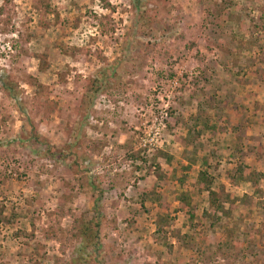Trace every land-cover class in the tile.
Instances as JSON below:
<instances>
[{
    "label": "rangeland",
    "instance_id": "1",
    "mask_svg": "<svg viewBox=\"0 0 264 264\" xmlns=\"http://www.w3.org/2000/svg\"><path fill=\"white\" fill-rule=\"evenodd\" d=\"M0 8V264H264V180L256 193L233 179L242 163L264 174V47L240 53L236 42L250 40L264 0ZM93 85L102 89L88 106ZM200 171L238 198L248 241L238 256L217 249L221 232H192L179 210ZM165 214L169 248L155 235ZM93 218L96 247L81 236Z\"/></svg>",
    "mask_w": 264,
    "mask_h": 264
},
{
    "label": "trees",
    "instance_id": "2",
    "mask_svg": "<svg viewBox=\"0 0 264 264\" xmlns=\"http://www.w3.org/2000/svg\"><path fill=\"white\" fill-rule=\"evenodd\" d=\"M101 1L105 2V0ZM2 13L3 9L0 8V14ZM250 30V40L247 41L246 39L241 38L240 40L236 41L240 53L242 50H245V48L251 49L254 46H260L261 48L264 47V18L260 19V23H254V25L251 26ZM261 38L263 41L261 40ZM93 87L96 88L95 92L90 89V93L93 92V95L89 96L88 93L85 95L83 100L88 106L93 105V99L95 98V95L102 89V86L93 85ZM204 130L217 132L219 131V127L216 125H206L203 131ZM44 148L46 150V153L54 154V152H57V150H55V147L51 146L49 143H44ZM196 149L198 150V147ZM58 153L60 152L58 151ZM206 156V154L201 155L199 158L204 161ZM233 172V179L236 182H250L254 186L256 193H262L261 182L262 180H264L263 173L248 172V167L245 166L243 163L242 165L238 166V168ZM196 186L197 187L196 189H194V192L190 191L189 193H181L180 197L178 198L180 203L179 210L185 212L192 222L191 228L194 229H191V231L193 232L194 230L195 232L196 228H205L207 230H210L212 234H216V231L221 232L223 235H225L226 239H224L221 243H218L217 249L220 252L226 253L227 258H233L235 256H238L241 252H243V250L241 249L243 248L242 246H244V244L248 242L247 236H244L242 231L244 218H234L235 212L239 209L237 205L238 198L230 200L228 194L226 195L222 191L221 195V192L215 190L214 182L206 171H200L198 173V177L196 179ZM205 191H207V193L209 194L208 207L203 210L201 221H199V225H197V223H195L197 216L194 212V209L196 208L197 200H199V195H201ZM246 200H251L255 205H258L257 200L248 197L242 200L243 204ZM144 204L145 202L142 203V206H144ZM167 220L169 222L171 220H169V216L167 214H165L164 216L160 215L157 218L155 222V235L156 237H158L159 240L163 242L164 246L169 248L171 246H169L167 239ZM226 220H230V223H228V225H224ZM196 221L198 222V220ZM194 226H196V228ZM101 231L102 229L100 228V222L95 221V218H93L89 220L84 226V228L81 230V236L85 241L86 245L96 247L100 239ZM175 237L180 240L181 244H188V246H198L196 245L197 243H195L197 237L193 234H178ZM249 245L250 244H248L247 249H250L252 247H249Z\"/></svg>",
    "mask_w": 264,
    "mask_h": 264
}]
</instances>
